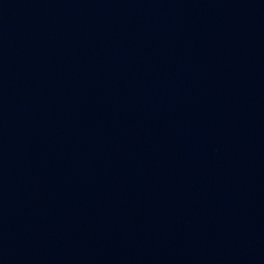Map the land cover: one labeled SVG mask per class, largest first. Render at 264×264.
<instances>
[{"label":"water","instance_id":"1","mask_svg":"<svg viewBox=\"0 0 264 264\" xmlns=\"http://www.w3.org/2000/svg\"><path fill=\"white\" fill-rule=\"evenodd\" d=\"M0 264H264V0H0Z\"/></svg>","mask_w":264,"mask_h":264}]
</instances>
